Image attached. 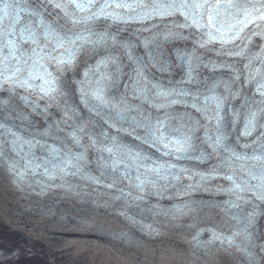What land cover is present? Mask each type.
<instances>
[{"label":"snow or ice","instance_id":"obj_1","mask_svg":"<svg viewBox=\"0 0 264 264\" xmlns=\"http://www.w3.org/2000/svg\"><path fill=\"white\" fill-rule=\"evenodd\" d=\"M165 20L171 24H164L163 30L154 22ZM146 22L148 26L138 31L150 35L139 44L110 31L113 26ZM254 37L264 40V0H0V162L18 181L43 168L48 181L79 176L115 190L112 198L127 205L162 197L176 187L181 175L189 180L199 177L183 194L206 181L223 179L229 186L218 187L217 192L228 197L224 210L235 221V230L232 236L213 231L212 237L229 244L237 237L250 241L255 210L245 206L264 203V44L253 50ZM175 40H191L194 45L191 52H176L177 67H186L178 81L171 79L172 65L162 48ZM139 47L147 58L137 54ZM197 48L225 59L205 63L196 55ZM85 51L95 56L107 53L77 82L78 105L89 119L63 91L65 74ZM114 52L121 53L127 64ZM110 66L115 67V76L107 71ZM125 66L130 69L128 79L117 97L114 89ZM201 67L229 75L201 80ZM153 69L169 73L167 84L152 75ZM14 100L45 118L49 108H59L61 122L73 129L69 137L82 151L67 145L62 151L35 138L39 133L9 123L5 113L14 110ZM237 100L239 107L233 103ZM176 108L184 111H173ZM240 125L233 142L230 137ZM85 137L87 144L82 143ZM37 148L44 155L37 156ZM89 148L98 154L99 176L83 167ZM214 158L207 172L182 163L204 164ZM45 187L41 185L42 190ZM187 207L177 205L168 211L183 214ZM198 237L199 233L194 239Z\"/></svg>","mask_w":264,"mask_h":264},{"label":"bare ground","instance_id":"obj_2","mask_svg":"<svg viewBox=\"0 0 264 264\" xmlns=\"http://www.w3.org/2000/svg\"><path fill=\"white\" fill-rule=\"evenodd\" d=\"M185 43L194 47L191 40ZM164 45L169 47L170 44L162 45L163 53L169 52L170 48L166 50ZM171 48L176 50L174 46ZM212 52L209 54L212 55ZM83 72L81 67L77 68L72 75L74 78H66L67 86L73 94L71 97L75 101L78 100L77 82L83 78ZM15 109L18 110L17 107ZM84 112L89 114L85 109ZM73 150L78 151L76 148ZM37 153L44 155L36 150ZM25 182L26 185L39 189V193L28 194L21 189V182L0 162V264H127L122 261V256L129 264H258L251 257L239 255L223 246L207 244L204 255L192 246L197 241L194 239L196 236L192 226L161 225L162 218H159L160 223L153 220L148 211H151L155 203L163 202L160 204L163 207L173 199L172 196L146 198L135 204L138 206L132 212L128 211L127 204L117 206V209H122L124 215L132 220L129 222L128 219L116 216L111 211L110 204L106 208L90 202L79 203V200L69 198L53 187L54 184L51 186L56 194H47L45 188L41 189L44 183H41L37 175H30ZM206 210L213 214V218H218L212 209ZM198 215H204L203 210ZM135 217L147 222L143 221L145 223L141 225ZM171 219L163 222L172 221ZM19 223L27 227L24 228L27 233L21 232V236L16 233ZM251 223V228H258L259 234L263 233L259 230L263 226L261 221ZM149 224L158 225L162 233L158 237L143 236L142 232L147 231ZM28 235H33L38 243L26 240ZM122 247L126 254L118 249ZM83 248L82 256H74L72 249L79 251ZM61 256L65 258L62 259Z\"/></svg>","mask_w":264,"mask_h":264},{"label":"rangeland","instance_id":"obj_3","mask_svg":"<svg viewBox=\"0 0 264 264\" xmlns=\"http://www.w3.org/2000/svg\"><path fill=\"white\" fill-rule=\"evenodd\" d=\"M20 224V223H19ZM24 225H22V224H20V225H17V230H16V233L17 234H19L20 236H21V232H26L27 233V231H25V229L24 228H27V227H23ZM22 227V228H21ZM24 229V230H23ZM29 234V233H28ZM24 235V234H23ZM33 235H28L27 237H26V240H28V241H31V242H33V243H38V241H37V239L35 240V238L33 239V237H32ZM46 242V241H45ZM45 249H47V248H45ZM121 252H123V254H126V252H124L122 249H124L123 247L120 249V248H118ZM73 250V254H74V256L75 255H80V256H82L84 253L82 252L83 250H84V248L82 249V250H77V249H72ZM29 254V253H28ZM27 254V255H28ZM62 257V259H64L65 257L64 256H61ZM121 259H122V261L124 262V263H127V264H129V262H127L126 260H125V258H124V256H122L121 257ZM59 261V260H58ZM70 264H72V263H70Z\"/></svg>","mask_w":264,"mask_h":264}]
</instances>
